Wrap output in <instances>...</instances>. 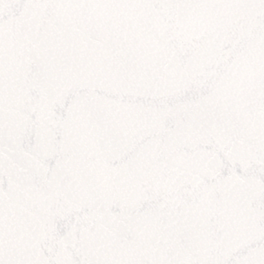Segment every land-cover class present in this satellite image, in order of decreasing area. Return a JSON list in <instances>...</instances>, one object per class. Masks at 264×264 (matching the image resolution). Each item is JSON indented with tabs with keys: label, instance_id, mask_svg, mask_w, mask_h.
<instances>
[{
	"label": "snow or ice",
	"instance_id": "obj_1",
	"mask_svg": "<svg viewBox=\"0 0 264 264\" xmlns=\"http://www.w3.org/2000/svg\"><path fill=\"white\" fill-rule=\"evenodd\" d=\"M0 264H264V0H0Z\"/></svg>",
	"mask_w": 264,
	"mask_h": 264
}]
</instances>
